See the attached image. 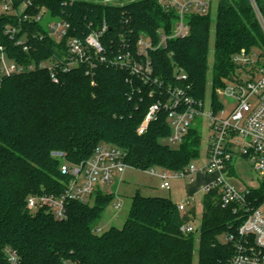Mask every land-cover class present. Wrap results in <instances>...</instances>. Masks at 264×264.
<instances>
[{"label": "trees", "instance_id": "trees-1", "mask_svg": "<svg viewBox=\"0 0 264 264\" xmlns=\"http://www.w3.org/2000/svg\"><path fill=\"white\" fill-rule=\"evenodd\" d=\"M46 14L70 22L66 38L48 34ZM175 16L160 0H14L12 11L0 13V45L7 57L35 65L21 73L0 72V264H9L6 248L18 252L21 264H194L196 255L197 264H227L233 256L245 214L236 203L223 206L219 187L204 193L201 226L189 233L181 227L192 221V212L180 211L166 195L136 191L124 226L102 233L98 221L113 194L98 192L93 205L70 201L65 219L27 208L31 194L65 188L69 177L62 174L63 160L54 153L79 164L96 146L108 143L123 148L134 169L173 172L199 157L201 132L194 125L181 144L164 142L171 134L165 108L143 133L138 129L150 106L165 101L177 87L204 100L210 12L191 16L188 36L151 52L157 82H146L117 62L128 49L134 53L142 34L157 39L170 33ZM104 25L101 56L106 61L93 54V66L79 62L65 70L71 61L67 38H85ZM241 50L251 58L264 56V32L250 1L218 0L214 108L221 105L216 93L224 80L236 79L251 63L234 60ZM180 70L185 79L177 78ZM248 197L250 204L263 203L264 181L250 188Z\"/></svg>", "mask_w": 264, "mask_h": 264}, {"label": "built area", "instance_id": "built-area-1", "mask_svg": "<svg viewBox=\"0 0 264 264\" xmlns=\"http://www.w3.org/2000/svg\"><path fill=\"white\" fill-rule=\"evenodd\" d=\"M249 1L264 32V0ZM160 2L167 11H173L176 14L172 31L161 34L157 39L142 34L135 43L134 53L128 49L121 53L120 60H117L120 67L130 69L146 82L158 81L153 75L151 52L162 46L166 47L171 39L188 36L191 30V16L209 13L212 0H160ZM13 3L14 0H0V13L12 11ZM70 29L71 24L67 20H56L49 24L48 34L61 40L68 36ZM105 29L106 25L101 30L89 33L85 38L76 36L67 38V50L71 61L65 66V70L79 62L93 66V54L97 55L100 61H106L105 56H101L104 52L101 36ZM7 31L14 32L15 29L8 28ZM27 48L25 46V49ZM262 57L264 56L257 57L255 62L258 64ZM234 60L239 63L253 62V58L249 57L245 50L235 55ZM46 65H48L46 62L40 63V66ZM34 66V64L25 66L9 59L4 47L0 45V72L2 74L21 73ZM248 67L236 79H225V86L221 87L235 99L229 112L222 109L223 105L220 102L219 108H214L212 104L211 111L207 113L204 109V100L195 99L177 87L171 91L165 101H158L150 106L138 129L139 133H143L149 123L156 119L158 112L165 108L168 111L171 125V134L167 139L171 144L179 145L183 142L195 118L207 117L213 134L203 172L214 175L215 178L205 184L202 189L205 193L219 187L222 191L223 206L236 203L245 214V219L238 229L239 239L235 240V252L227 264H264V202L256 205L250 204L248 201L250 188L237 189L231 186L225 177L234 160L240 157L250 160L256 171L264 173V64L252 71H249ZM52 77L57 80L54 71ZM177 78L185 79L186 76L183 75V71H178ZM219 90L220 88L217 89ZM54 154L63 160L60 165L61 172L69 177L65 182V188L61 192L31 194L27 199V208L32 212L45 210L56 219L67 218L70 201L85 202L88 197H92L94 192H102L100 190L102 184L113 183L117 175H122L128 168H132L126 162L127 152L119 146L108 143L96 146L91 157L79 164L67 162L64 153ZM147 171L160 177L161 188L169 190L171 188L170 178L181 177L193 180L198 169L190 163L180 171L154 168ZM189 201L188 198L186 204L178 203L179 210L189 212L186 206ZM115 207H121L120 198ZM181 230L189 233L198 231V228H195L192 222H188L182 225ZM5 252L9 264H21L20 255L16 250L6 248ZM65 264L78 263L68 261Z\"/></svg>", "mask_w": 264, "mask_h": 264}, {"label": "rangeland", "instance_id": "rangeland-1", "mask_svg": "<svg viewBox=\"0 0 264 264\" xmlns=\"http://www.w3.org/2000/svg\"><path fill=\"white\" fill-rule=\"evenodd\" d=\"M23 9V7L21 8ZM41 10H45L41 8ZM1 11V7H0ZM218 13V0H212L211 3V37L209 43L208 51V74H207V84L205 90L204 98V109L207 113L211 111L212 97H213V61H214V43H215V23L217 20ZM57 18L51 17L46 14L43 18V24L48 27V23L56 21ZM253 54H257L258 49L254 48ZM253 62L249 65L248 70H256L259 66L264 64V57L259 60L257 64L255 61L257 56H253ZM244 76V75H243ZM230 83V82H228ZM220 90L217 91L216 95L218 100L222 103V109L225 112H229L234 103L235 99L232 98L225 92V90L219 87ZM194 126L198 127L201 132V142H200V155L198 158L192 160V164L196 166L198 171L193 176V180L189 178L173 177L170 178L171 191L161 188V179L155 174H151L147 170H138L134 168H128L124 174L117 175L113 183L102 184L100 190L105 194H113L112 201L104 209L99 221H98V232L102 233L109 228L123 227L127 219L131 203L132 195L136 190L140 191L145 195L157 194V195H171L172 200L175 203H184L188 198L190 199L189 204L186 205L187 209L194 208L195 217L192 218V223L195 228L201 226L202 221V209H203V196L204 190L201 185L204 183L203 166L207 163V151L209 145L212 143V130L209 121L206 116H198L193 121ZM164 142L171 144L168 139ZM175 146L174 144H171ZM234 172L225 174L226 180L231 186L237 189L245 188H257L264 181V173L261 171H256L250 160L244 158H237L233 162ZM126 178L122 181L121 178ZM193 193V195H190ZM98 192H94L92 197H88L86 202L93 205ZM121 199V207L116 208L115 204ZM264 211V206H263ZM198 244L196 245L197 248ZM197 264V255L195 257V263Z\"/></svg>", "mask_w": 264, "mask_h": 264}, {"label": "crops", "instance_id": "crops-1", "mask_svg": "<svg viewBox=\"0 0 264 264\" xmlns=\"http://www.w3.org/2000/svg\"><path fill=\"white\" fill-rule=\"evenodd\" d=\"M203 175H204V183L201 185V187L200 188H203V186L205 185V184H207L208 182H210L211 180H213L214 178H215V176L214 175H209V174H205V173H202ZM121 180L122 181H125L126 180V178H125V176H124V178H121ZM136 191H138V190H136ZM136 191H135V193H136ZM169 191H171V188L169 189ZM134 193V194H135ZM133 194V195H134ZM132 195V196H133ZM190 195H193V193H191ZM166 196H169L170 198H171V195H166ZM172 199V198H171ZM181 203V202H180ZM189 210V209H188ZM194 208H192V209H190L189 211L190 212H192L191 214H193V217H195V213H194Z\"/></svg>", "mask_w": 264, "mask_h": 264}]
</instances>
